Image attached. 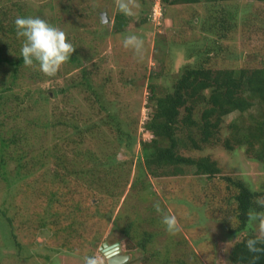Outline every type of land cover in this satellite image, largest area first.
Returning a JSON list of instances; mask_svg holds the SVG:
<instances>
[{"label":"rangeland","instance_id":"374dc122","mask_svg":"<svg viewBox=\"0 0 264 264\" xmlns=\"http://www.w3.org/2000/svg\"><path fill=\"white\" fill-rule=\"evenodd\" d=\"M45 1L28 0V6L25 8L22 4L24 0H0V16L7 17L8 21L10 18L14 20L16 16H22L27 10L28 15L35 14L47 19L49 16L45 11ZM127 3L131 12L123 13L128 17L126 19L127 25L130 26L128 29L130 31L135 29L136 34H133L140 37L143 42L140 54L131 47L126 48L123 45V37L132 32L126 31V34L122 32L123 34L118 38L110 36L114 14L119 10L118 0H71L68 3L69 6L72 9L79 8V13L67 10L66 16L60 11L58 3H55L57 14L54 15V26L64 30L73 45L87 44L84 49L79 48L86 55L83 64L89 68L96 66L95 77L102 89L100 91L107 92L104 98L111 105L112 110L122 116L123 122L135 121L136 139H149L151 134L142 127V122L147 118V111L150 109L147 100L148 85L156 81L158 94H163L167 89L170 90L169 87L175 80L177 67L183 60V53L179 46L191 39L188 33L180 28L179 17L185 18L194 13H201L203 7L201 5L164 6L158 0H127ZM160 6L165 11H162ZM233 6L238 9L239 28L229 41L232 45L224 50L221 58H217L218 63L233 68L260 65L264 63V3L240 1L234 2ZM8 9L7 14H4L3 12ZM149 10L155 13L156 19L153 18V12L149 13ZM102 11H105L107 15L104 21L101 17ZM160 11L163 12L161 16ZM142 12L146 15L144 22L141 20L144 17ZM67 16L76 22L78 30L69 29L70 22L66 23ZM159 18H163L162 24L169 28L166 33H163L164 28H160L161 34L153 31L154 22H158ZM138 20L139 23L134 24ZM99 21L106 22L104 30H100ZM172 23L174 26H171ZM181 26L184 28L185 25L181 24ZM91 29L97 32L94 34L89 32ZM2 39L6 43H11L14 38L8 35ZM20 39L22 41V38ZM12 48L10 46L3 49V55L10 57L16 55ZM168 54L173 58L176 57L174 62L172 58L173 68L170 69H168ZM91 61L95 63V66L90 64ZM5 67L4 64H0V80L4 79L2 71ZM38 68V65L36 67L25 65L21 76L18 75L13 85V90L7 96L9 100L11 99L10 103L5 105L7 98H0V133L7 137L15 133L17 138L18 136L21 138L19 145L30 152L48 148L54 142H57L59 147L70 148L73 146L68 141L70 134L60 132L61 136H59L54 133L58 131L48 126L52 114L56 112L52 108L55 105L54 97L58 100L62 98L60 94L53 95V91L57 89L56 86L64 84L62 77L58 76L60 72L52 76L46 74L45 76L41 72L40 75L45 76L41 80L29 79L28 77ZM60 68L62 73H65V68L69 73L76 71V68H70L68 63H63ZM151 71L161 73L151 76L149 75ZM47 95H49L48 98ZM70 97L73 104L77 103L83 119L96 114L95 110L92 112L89 109L87 101L83 99L84 93L79 92V95L73 93ZM99 111L105 112L102 109ZM234 115L229 114L224 119V125ZM126 127L129 126L126 125ZM99 131L105 134H97L91 138L82 137L80 145H83V148L80 152L84 164L86 166L87 163L91 164L94 158L91 157V152H86L85 149L89 148L97 153L101 151L105 154L120 145L121 148L117 149L116 157L124 165L122 172L126 169L130 171L131 181L133 176H137L134 165L139 159L136 155L140 153L139 144L136 142L133 150L130 149L131 152H129L122 148L125 135L121 141H116L117 144L112 140L110 129L105 127ZM211 145L201 149L200 153H209L217 161L220 173L215 177L220 180L221 175L225 177V174H233L234 177L243 179L251 188L264 190V163L252 159V155H247L243 145L236 146L232 151L224 150L219 143ZM197 152L199 151L188 153L194 155ZM36 153L38 152H34ZM36 156L37 154L31 157L29 154L25 158L26 164L32 166L33 170L20 171L11 185H8V182L11 180L12 172L2 173L0 169V210L5 209L13 219L12 229L17 242L10 246V243L5 241V231L2 230L3 223L0 220V264H85L84 258L87 256H95L99 264H106L105 257L99 249L103 241L108 243L118 239L121 252H125L124 246L131 247V241L122 238L118 231L119 227L125 226V221L119 219L124 210L129 211L131 216L133 214L140 216L141 228L154 231L151 246L155 256L151 261H144L136 248L126 249L130 257L121 262L122 264H127V261H130L129 264H161L165 257L170 259V264H179L180 260L185 264H231L227 260L230 238L221 222L210 217L205 219V214L209 215L205 211V204H197L192 191L188 192L185 198L195 202L194 208H190L187 203L178 199L183 197L179 194L182 188L188 184L190 188L195 186V178L171 179L166 187H162V193L157 186V181L152 177H150L152 184L146 191L138 182L134 187H131L129 182L120 195V202L114 205L112 210L110 205H105L107 203L96 210L89 203L94 192L91 173L90 177L83 178L82 175L72 174L68 177V182L64 180L62 184L58 182L60 181L58 178L48 172L49 165L47 168H45L46 164L40 166L41 162L34 159ZM202 181L204 180L201 179ZM54 190L61 196L62 202L52 200L53 204L47 206L46 203L50 202L47 197ZM157 203L160 206L159 210L154 206ZM187 207L192 211H187ZM166 211L177 217L179 230L174 233L167 231L162 223V216L166 214ZM197 212H202L204 220L198 217ZM118 214L119 217H117ZM151 214L162 216L158 217L157 221L155 219L148 223L147 217ZM114 217L117 219V224L112 221ZM191 222L198 225L195 226L193 233L186 228V225H191ZM255 226L256 236L264 240V222H256ZM201 229L205 230L201 232ZM199 233L204 235L205 242L200 247L204 249V254L206 253L207 256L192 240V237ZM191 251H194L200 259L194 261Z\"/></svg>","mask_w":264,"mask_h":264},{"label":"trees","instance_id":"16d2710c","mask_svg":"<svg viewBox=\"0 0 264 264\" xmlns=\"http://www.w3.org/2000/svg\"><path fill=\"white\" fill-rule=\"evenodd\" d=\"M70 1L46 0L45 11L49 16L46 20L55 25L54 15L57 14L55 3H58L60 11L64 12L65 16V13H68L67 10L79 13V8L72 9L69 6ZM240 1L264 3V0H160L164 6L190 5L195 7L201 5L203 9L201 13H194L190 17H179L180 28L182 31L185 30L191 39L179 46L183 53V60L177 67L175 80L170 85V90L167 89L163 94H158L156 81L148 85L147 100L150 109L147 111V118L142 122V127L151 134L149 139H136L135 121L123 122L122 116L112 110L111 105L104 98L107 92L100 91L102 89L95 77V63L91 61L90 64L95 67L90 68L83 64L86 55L80 49H84L87 44L78 45L79 47L73 45L74 51L65 63H68L70 68H76V71L69 73L65 68V73H62L59 68L55 73L60 72L58 76L62 77L64 84L57 85V89L53 91L54 96L60 94L62 98L58 100L54 97L55 105L52 108L56 112L52 114L48 122L49 127L58 131H53L55 134L61 136L60 132L69 133L68 141L73 146L59 147L58 143L54 142L48 148L36 149L34 152L39 154L36 153L37 156L34 159L41 162L40 166L46 164L45 168H47L49 165L48 172L58 178L60 180L58 182L62 184L64 180L68 182V177L72 174L82 175L83 178L84 176L90 177L91 173L94 192L89 203L96 210L104 203L110 205L112 210V207L114 208V205L120 202V195L129 182L131 187L138 182L146 191L152 184L150 181L152 177L157 181V186L162 193V187H166L171 179L195 178V186L190 188L188 184L182 188L179 194L183 197L178 199L187 203L190 208L195 207V202L205 204V211L209 213L208 216L205 214V219L210 217L221 222L230 238L228 262L231 264H264V240L259 239L255 233V223L264 222L259 219L264 216V190L251 188L243 179L234 177L233 174H225V177L221 175L219 180L215 177L220 173L217 161L209 153H200L201 149H205L208 145L212 146L211 144L214 143H219L224 150L229 151L234 150L236 146L243 145L247 155H252V159L264 163V63L253 67L238 66L236 68L218 63V59L224 55V50L232 45L229 43L232 35L238 31V9L233 6V3ZM22 4L27 8L28 0H24ZM161 10L165 11L164 8ZM8 11L9 9L3 13L7 14ZM25 11L22 16H36L35 14L28 15L29 12ZM120 11L119 9L113 17V28L110 29L112 38H118L123 34L122 32H132L131 34L136 32L135 29L131 31L128 29L130 27L126 21L128 17ZM142 14L144 17L141 20L144 22L146 15L143 12ZM162 20L163 18H159L158 22H154L153 31L156 33L161 34L160 28H164L163 33L169 30L163 25L164 23L162 24ZM67 22H70L71 31L78 30L76 22L68 16L66 17ZM138 23L139 20L134 24ZM181 24L185 25L184 28ZM99 25L100 30H104L106 22ZM171 26H174V23ZM89 32L94 34L97 31L91 29ZM8 35L14 38L11 43H6L2 39ZM67 38L70 40L69 36ZM20 40L16 35L13 19L10 18L8 21L7 17L0 16V64L6 66L2 71L4 79L0 80V98H7L25 66L19 52L22 43ZM10 46L13 47L12 50L16 52V55L12 57L3 55L2 50ZM167 57H169L168 69L173 68L176 57L173 58L169 54ZM33 65L37 66L35 62ZM160 73L151 71L149 75L157 76ZM40 74L42 73L38 68L28 78L41 80L46 76ZM79 92L84 93L83 99L87 101L92 112L95 110V115L82 118L77 103L73 104L70 97L73 93L79 95ZM46 97L48 98L49 95ZM10 101L11 99L7 98L5 105ZM229 114L235 115L224 125V119ZM105 127L111 130L114 142L121 141L125 135L122 148L126 151L133 150L136 142L139 144L140 153L136 154L139 159L134 165L137 176H133L131 181L130 171L126 169L122 172L124 165L116 157L117 149L121 148L120 145L105 154L101 151L97 153L95 150L85 149L84 151H90L91 157L94 158L91 164L87 162V166L84 164L80 152L83 148V145H80L82 137L91 138L97 134L104 135L105 133L99 130ZM20 140L21 138L19 136L17 138L15 133H12L10 137L0 133V169L2 173L12 172L8 185L14 182L20 171L33 170L32 166L26 164L25 158L29 154L31 157L36 154L20 146ZM189 151L199 152L192 155L188 153ZM201 179L204 181L201 182ZM52 182H54L53 178ZM190 191L194 194L195 202L185 198ZM60 199L61 196L56 190L51 191L47 197L50 202L46 204L51 206L52 200L62 202ZM187 211L192 210L187 207ZM166 214L169 213L166 211ZM197 214L201 220H204L202 212H197ZM161 216L151 214L147 217L148 223L155 219L157 221V218ZM120 218L125 221V226L119 227L118 231L122 238L131 241V247L124 246V248L127 250L136 248L141 253L142 260L151 261L155 256L151 246L154 231L141 228L140 216L137 214L131 216L127 210L120 214ZM0 220L3 223L2 230L5 231V241L10 243V246L15 245L17 242L12 229L13 219L5 209L0 210ZM112 221L117 224L116 217ZM195 226L198 225L191 222V225L187 224L186 228L193 233ZM201 230L203 232L205 229ZM203 236L199 233L192 237V240L197 243L204 254V249L200 247L205 242ZM248 238H255L258 241V251L248 250L245 246ZM191 255L194 261L200 259L194 251H191ZM161 264H170V259L165 257ZM179 264L185 263L180 260Z\"/></svg>","mask_w":264,"mask_h":264},{"label":"clouds","instance_id":"9594fccd","mask_svg":"<svg viewBox=\"0 0 264 264\" xmlns=\"http://www.w3.org/2000/svg\"><path fill=\"white\" fill-rule=\"evenodd\" d=\"M158 2L160 3V0ZM118 8L125 13L130 14L131 12L127 0H118ZM152 14L153 18L156 19L155 13ZM157 15H159V12H157ZM13 24L17 37L22 38L19 52L23 63L31 66L35 62L40 71L48 76L54 75L74 51V46L67 38L65 31L40 16H16ZM122 42L124 47H131L137 54L141 53L143 42L137 35H126L123 37ZM258 203L262 202L258 201ZM154 206L159 210V203ZM259 219L264 221V216L259 217ZM162 223L170 233L179 230L175 215H163ZM257 245L258 241L255 238H248L245 241V246L249 251H258ZM84 260L85 264H99L95 256H87Z\"/></svg>","mask_w":264,"mask_h":264},{"label":"water","instance_id":"95a60500","mask_svg":"<svg viewBox=\"0 0 264 264\" xmlns=\"http://www.w3.org/2000/svg\"><path fill=\"white\" fill-rule=\"evenodd\" d=\"M102 20L104 21L107 18L106 12H101ZM119 243H114L113 245H108L107 242H103L102 245H100V248L102 249L103 253L105 254L107 258V264H117L123 262L125 259L128 258L127 254H117L115 253L119 252ZM103 246V247H102Z\"/></svg>","mask_w":264,"mask_h":264},{"label":"flooded vegetation","instance_id":"af4514ba","mask_svg":"<svg viewBox=\"0 0 264 264\" xmlns=\"http://www.w3.org/2000/svg\"><path fill=\"white\" fill-rule=\"evenodd\" d=\"M119 243V241H118V239L117 240H111L110 242H108L107 244L108 245H113L114 243ZM119 245V244H118ZM103 247V246H102ZM99 249H100V251H102V249L100 248V246H99ZM121 249H120V246H119V252H117V253H115L114 255H117V254H127L128 255V257H130V253H128L127 251H126V249L124 250L125 252H121L120 251ZM127 252V253H126ZM100 253H102V255L105 257V261H106V264H107V258H106V256H105V254L103 253V251L102 252H100ZM129 260H131V259H129ZM126 262V261H125ZM129 262L130 261H127V264H129ZM117 264H122V263H117ZM126 264V263H125Z\"/></svg>","mask_w":264,"mask_h":264}]
</instances>
